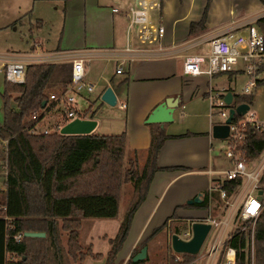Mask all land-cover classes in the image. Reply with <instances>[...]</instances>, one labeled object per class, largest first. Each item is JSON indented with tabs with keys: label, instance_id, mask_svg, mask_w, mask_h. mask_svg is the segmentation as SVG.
<instances>
[{
	"label": "trees",
	"instance_id": "obj_1",
	"mask_svg": "<svg viewBox=\"0 0 264 264\" xmlns=\"http://www.w3.org/2000/svg\"><path fill=\"white\" fill-rule=\"evenodd\" d=\"M160 1L162 11L165 0ZM210 9L211 0H208L201 20L190 24L189 37L206 29ZM37 23L42 27V21ZM256 26L264 33V17L257 20ZM228 74L232 78L237 72ZM72 75L71 63L32 64L26 67L24 84L4 81L0 141H8V174L4 188H0V264H7V254L15 255L17 264H83L89 256L102 259L103 255L93 253L92 247L84 249L81 245L83 220L120 218L119 231L110 239L111 249L106 257V264H116L135 214L161 170L159 155L170 137L161 124H149L151 145L144 165L135 158L129 161L128 168L124 166L125 133L75 136L31 133L41 123L32 120L34 112L49 105L55 108L57 104L50 97L64 93L72 85ZM260 84L262 86L264 81ZM234 99L235 106H252L254 95H235ZM44 102H47L45 107ZM96 114L97 110L91 106L84 112V118L95 119ZM244 134L243 147L250 156L262 136L251 127H247ZM240 182V179L217 180L216 186L224 189L232 199ZM123 185H132L133 191L121 211ZM261 187L264 193V173ZM217 195L216 191L207 193L204 202L194 206L217 209ZM190 207L188 204L181 206ZM178 209L161 227L153 230L126 264H151L149 255L153 242L167 229L169 221L177 217L184 219L178 216ZM29 232L45 233L46 237H24L17 242L18 234ZM176 234L180 235L179 229ZM144 247L148 248L147 259L133 262ZM230 247L238 251V264H252L250 240L245 232H236L226 241L216 264H222L226 249ZM171 249H168L167 264H191L196 259L195 255L176 254ZM254 264H264V199L262 213L256 221Z\"/></svg>",
	"mask_w": 264,
	"mask_h": 264
},
{
	"label": "crops",
	"instance_id": "obj_2",
	"mask_svg": "<svg viewBox=\"0 0 264 264\" xmlns=\"http://www.w3.org/2000/svg\"><path fill=\"white\" fill-rule=\"evenodd\" d=\"M18 1L26 10L31 8L26 15L29 19L36 20L31 30L36 29L37 36L45 33L47 27L45 17L50 12L54 15L60 11L58 3L54 0ZM123 1L136 2V0H68L63 13L65 19L60 47L56 51L40 53L38 48L43 45L40 41H35L30 51L25 53L40 55L53 52L74 53L90 60L86 63L88 73H91L94 62H115L117 68L123 63H129L128 72L124 70L123 74L119 75H124L118 81L119 95L115 93L117 99L118 97L124 99L119 109L127 110L124 122L119 116V134L125 133L127 137L125 158L128 156V162L138 158L142 164V159L151 145L147 119L155 108L168 98L179 99L180 104L175 112L174 121L163 125L170 137L159 155L158 166L161 170L155 175L145 202L135 214L116 264H126L153 230L161 227L177 208L180 218L187 219L190 223L204 222L203 219L208 217L212 209L206 210L194 205L202 204L206 194L213 192L216 181L224 179V176L217 172L224 171L229 165L228 160L227 163L224 162L223 158H226L224 152V157L217 152V143L212 137L215 125L210 118L212 107L208 91L214 86V79L206 76L185 78L182 74L183 64L181 67L175 61L181 58H166L157 53L160 48L180 46L183 43H177L178 41L187 40L190 24L201 20L208 0H189L190 4L187 3L188 0H178L179 11L175 13L172 2L165 0L163 11L159 12V18H153V22L159 27H164L167 33L165 31L166 34L159 40L161 42L159 48L144 49L151 51V56L146 57L123 55L125 48L130 45L129 37L137 27L130 30V18L122 12H114V9L122 6ZM215 1L218 0H212L206 29L197 38L208 41L221 34L218 32L220 29L231 28L230 19L234 15L233 12L244 9L241 6L237 11L231 8L228 11L230 19L221 27L212 28L211 17L218 12V9L215 12ZM225 1L234 0H222L223 3ZM237 1L241 0H235ZM38 20L42 21V27H39ZM138 35L139 30L136 31V36ZM123 105L127 107L122 108ZM180 110L184 111L182 113L184 119L178 116ZM198 196H201V203L188 204ZM217 203L218 209L222 204L225 205L219 195ZM186 204L192 207L181 208ZM102 221L92 224L88 247H92L93 253L102 254L103 258L94 259L89 256L83 264H106V257L111 249L109 241L115 238L119 231L120 218ZM206 258L207 264L217 263V259L209 257V251Z\"/></svg>",
	"mask_w": 264,
	"mask_h": 264
},
{
	"label": "built area",
	"instance_id": "obj_3",
	"mask_svg": "<svg viewBox=\"0 0 264 264\" xmlns=\"http://www.w3.org/2000/svg\"><path fill=\"white\" fill-rule=\"evenodd\" d=\"M155 3V0H136L135 3L123 1L122 6L114 9V12H122L130 18V30L135 26L142 28L141 36L144 41H152L155 36L158 40H161L164 37L165 28L159 27L157 30L153 28L155 26L153 22ZM192 42L194 44H191ZM192 42L180 46H173L168 49L160 48L157 53L159 56L166 58L183 59L182 74L185 78L206 76L214 79L229 72H241L250 78L248 85L244 88L243 95L253 94V91L258 89L260 82L264 81V33L256 25L249 26L246 30L239 33L228 30L224 35L213 37L208 41L197 38ZM205 42L210 45L209 54H182L191 47L200 46ZM150 52L146 50L136 51L128 45L123 55H132L134 57L141 55V57H146L150 55ZM87 62H90V60L83 59L69 52H53L45 55L37 53L0 54V74L4 76L5 80L13 84H24L26 82V67L28 65L71 63L73 66L72 85L60 96L52 95L50 97L52 102L65 106L64 120L44 130H39L38 125L31 130V133L60 134L62 128L71 121L77 118L87 119L84 118L85 111L79 110L77 101V95L80 94L79 88H86L89 93L95 90L94 85L84 84L87 74ZM123 71L122 67H118L116 74L121 75ZM228 92L225 89H223L222 93L218 92L214 86H211L208 91L212 109L216 107L227 109V111L220 113L221 117L225 120L223 124H226V121L229 119L230 110L236 109L239 106L234 105L235 99H233L232 105L226 104L224 98ZM126 107V105L122 106V108ZM53 109L54 107L49 105L46 109L35 111L32 120L42 122L44 118L52 113ZM250 112L251 106L250 110L244 116L239 117L236 115L229 125L228 147L224 151L229 165L224 171L217 172V174L224 176L222 180L240 179L241 182L237 188V192L232 199H229L224 189L216 186L212 190L219 193L220 199L227 205L229 210L224 220L218 223L214 222V226L211 224L212 230L214 227L217 228L214 242L209 251V257L213 260H216L222 251L223 246L229 239H226L227 234L233 229L237 219L242 220L244 226L253 227L252 236L249 240L252 261L254 259V231L256 221L260 217L263 209V200H260V197H264L261 187V179L264 173V143H262L264 142V122H260L256 118V114ZM42 117L44 118L42 119ZM237 117H239L238 120H236ZM247 127H251L260 132L262 136L258 140L255 152L250 156L243 147L245 143L244 131ZM2 146L5 148V165L2 166L1 171L6 178L8 174V141L4 140L0 147ZM238 232H245V230H239ZM24 237V234H18L16 237L17 242H20ZM6 258L7 264H17L18 262L15 255L7 254ZM224 259V264H238V251L231 247L227 248Z\"/></svg>",
	"mask_w": 264,
	"mask_h": 264
},
{
	"label": "rangeland",
	"instance_id": "obj_4",
	"mask_svg": "<svg viewBox=\"0 0 264 264\" xmlns=\"http://www.w3.org/2000/svg\"><path fill=\"white\" fill-rule=\"evenodd\" d=\"M68 0H54V2L58 3L60 7V11L57 14H50L45 17V21L47 24L45 33L37 36V30H31L32 24L35 25V19H29L26 15L31 8L28 10L25 9V6H22L18 0H0V54L5 53H27L30 51L31 47L34 45L35 41H40L42 43V47L38 48V52L46 53L51 51H56L60 46V39L63 36V24H64V12H65V3ZM153 18H159L160 10V0H155ZM172 2L173 12L179 11V2L178 0H170ZM190 4V1L187 2ZM212 4V0H211ZM241 11L233 12L234 15L229 17L228 11L232 8L234 11L239 10L241 7ZM164 8V6H163ZM215 12L218 9L216 15L211 17V25L214 27H221L225 24L229 19L231 20L230 26L231 28H223L218 32L221 34L217 35V37L225 34V31H233L235 33L242 32L247 29L249 26L256 25L258 19L264 17V1L263 0H250L245 2L241 0L237 1H225L222 0L215 1L214 4ZM162 15V14H161ZM36 28V26H34ZM154 30L159 28V25H155ZM139 30V35L136 36V31ZM142 28L136 27L133 30V33L130 35V47L133 50L139 51L144 49H156L159 48L161 42L154 37L152 41H144L141 36ZM166 33L167 30L165 29ZM180 31V30H178ZM223 32V33H222ZM165 33V34H166ZM246 33V32H245ZM66 34V32H65ZM201 34V32L192 35L187 38V40L178 41L177 43L189 44L194 39ZM47 39V41H45ZM201 39V38H199ZM182 44V45H183ZM191 44H194L192 42ZM190 44V45H191ZM127 46V43L126 45ZM210 52L209 43L205 42L200 46H193L190 49L184 51L183 55H191V54H199V55H207ZM177 61L181 67L183 64L182 59L175 60ZM123 70L128 72L129 63H123L121 65ZM206 67V66H205ZM117 64L115 62H94L91 66V73L87 72V76L84 80L85 85L92 84L95 87L94 92L89 93L86 88H79L80 94L77 95L78 106L81 111H85L88 107H93V110H97V114L95 115L96 121H98L99 126L94 131L95 135H120L119 134V116L120 119L124 122L125 115L127 110H120V105L124 102L123 97L117 99V105L112 107L102 102V94L108 89L112 88L117 95H119V79H122L123 76H119L116 74ZM126 75V74H125ZM250 78L241 72H237L235 76L230 78L229 74H223L221 76L214 78V86L216 91L223 92V89L226 91L233 92L234 95H243L244 88L248 85ZM4 81L5 78L2 74H0V119H3L4 113V101L2 98L3 89H4ZM254 102L251 106L252 114H256V118L260 122H264V84L261 86L259 84L258 89L253 91ZM222 111H227L226 108L216 107L212 109L211 112V121L214 125L223 124L225 120L221 117L220 113ZM184 111L180 110L178 112V116L180 119H184L182 113ZM65 106L62 104H58L52 111L50 115H48L44 120L39 124V130H44L46 128H51L55 123H60L64 120ZM215 143H217V152L224 157L223 152L227 150L228 140H219L214 139ZM3 141H0V145ZM1 157H0V188L3 189L5 183V175L2 174V166L5 165V148L0 147ZM144 155L142 159L141 166L144 165L145 162ZM128 156L125 158V168L129 167V162L127 160ZM134 159V158H133ZM224 162L227 163V159L223 158ZM133 191L132 185H123L120 199V208L121 210L124 207V204L129 199L131 193ZM235 201V200H234ZM222 204V203H221ZM225 204V203H224ZM229 213L227 205H223L220 209H212L208 217L203 219L205 223L212 224L214 226V222L218 223L224 220ZM102 220H112V219H84L82 223V228L80 230V242L84 249L88 248V238L91 233V226L94 222H103ZM202 220V219H201ZM242 220H236L233 226V229L227 234V238H230L234 233L239 230H245V234L250 237L252 236L253 227H246L243 225ZM176 229L180 230V237L183 240H190L192 238L191 233V223L184 219L174 218L173 220L168 222L167 229L163 230L161 234L158 236L157 240L152 244V250L149 255V263L151 264H167V255L168 249L172 248V236L176 234ZM217 228L214 227L211 234L207 238L204 246L202 247L200 253L196 255V260L191 264H207L206 254L210 251V248L213 244V239L215 234L217 233ZM254 234L256 235V226ZM224 248V246H223ZM172 250V249H171ZM251 252V249H250ZM252 256V254H251ZM219 260V256L217 257V261ZM225 259L222 264H224ZM221 264V263H220ZM254 264V259L252 261Z\"/></svg>",
	"mask_w": 264,
	"mask_h": 264
},
{
	"label": "water",
	"instance_id": "obj_5",
	"mask_svg": "<svg viewBox=\"0 0 264 264\" xmlns=\"http://www.w3.org/2000/svg\"><path fill=\"white\" fill-rule=\"evenodd\" d=\"M102 102L109 106L117 105V96L112 88H108L102 94ZM234 94L228 92L224 98L227 105H232ZM47 102H44L45 107ZM179 99L168 98L165 102L161 103L155 108L152 114L147 119V124H161L165 125L174 121L175 112L179 108ZM250 110V105L241 104L236 109L230 110V117L226 124L215 125L212 130V137L214 139L226 140L230 134V124L235 116L242 117ZM98 122L94 119H75L65 125L61 130V135L75 136V135H91L97 128ZM262 195V193H261ZM264 197L261 196L260 200ZM201 196L196 197L194 200L189 201L188 204L201 203ZM212 231V225L205 222H195L191 225L192 238L190 240H183L178 234L172 236V248L176 254H190L198 255L204 246L207 238ZM26 238H44L45 233L29 232L24 235ZM148 248L144 247L133 258V262H141L147 259Z\"/></svg>",
	"mask_w": 264,
	"mask_h": 264
}]
</instances>
